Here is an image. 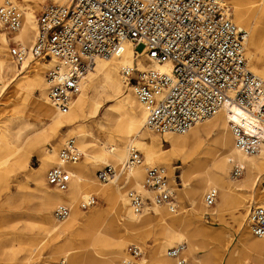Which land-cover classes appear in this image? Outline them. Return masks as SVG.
Returning <instances> with one entry per match:
<instances>
[{
    "label": "built area",
    "instance_id": "built-area-1",
    "mask_svg": "<svg viewBox=\"0 0 264 264\" xmlns=\"http://www.w3.org/2000/svg\"><path fill=\"white\" fill-rule=\"evenodd\" d=\"M21 26L19 7L12 1L0 5V31L12 34ZM248 38L249 32L233 20L227 0H70L68 5L47 4L40 11L31 47L14 41L9 45L18 63L28 56L55 60L45 77L47 96L61 114H67L96 62L110 60L124 44H131L133 66L121 67V76L143 107L146 128L161 134H185L224 108L241 107L250 120L245 124L229 118L234 144L244 153L256 154L264 142V79L249 66ZM140 59L149 64L166 63L169 68L140 67ZM81 157L77 138H66L58 152V163L46 173L48 184L68 189L71 175L66 165L77 163ZM141 162L140 150L131 145L122 167L106 164L96 176L106 183ZM231 164V176L240 177L244 166L233 159ZM259 179L264 194V178ZM143 183L152 197L137 188L127 192L135 213L152 202L175 210V190L166 167L147 168ZM218 196L216 187L208 188L206 206L215 204ZM95 203L96 199L89 196L82 206ZM69 213L67 205L54 210L57 220L66 219ZM205 216L212 220L209 213ZM247 222L255 236H264V204L251 202ZM182 249V245L170 248L168 255L180 258ZM127 254L137 257L142 250L130 246ZM180 261L182 264L183 259ZM26 264H66V259H32Z\"/></svg>",
    "mask_w": 264,
    "mask_h": 264
},
{
    "label": "bare ground",
    "instance_id": "bare-ground-1",
    "mask_svg": "<svg viewBox=\"0 0 264 264\" xmlns=\"http://www.w3.org/2000/svg\"><path fill=\"white\" fill-rule=\"evenodd\" d=\"M5 1H12L19 7L22 26L18 31L12 34L0 31V78H5L13 69V66L7 58V47L11 41H14L12 38L16 39L18 37L16 42L26 47H31L37 34V17L35 10L38 6V0H0V4H3ZM56 1L63 5H68L70 3V0ZM227 1L231 4V7H233V19L237 20L242 25H249V20L251 19L249 12H257L261 18H264V0ZM256 32V28L251 29L249 32L251 36L247 41V57L249 55V57L253 59H257L255 52L261 50V44L258 43V39L255 36ZM8 35H10V41ZM133 49L131 44H124L121 50L109 61L99 59L94 68L90 71L91 73L89 72L82 81L81 92L76 98L72 110L67 114H61L51 104L47 96V83L43 76L42 69L44 67H52L55 60H46L43 63L35 62L31 67L34 73L30 77L32 79V81L30 80V85L37 86V88L43 85L44 90L42 92V98L34 101L33 109H31L29 115L34 116L36 119L47 120L51 132H55L58 127L68 122L86 117L85 108L89 101H93L91 114L95 116L97 112L99 113L98 110L101 106V98L103 95L107 93H119L120 82L116 77V72L118 67L133 66ZM8 54L14 59L10 53ZM28 62V57L22 63L17 62L20 66L19 69H26L28 65H30V62ZM139 63L140 67L150 65L161 70H167L169 68V65L166 63L159 65L156 62H151L149 64L148 62H144L143 59H140ZM251 68L264 79V68L261 69L256 64H252ZM14 80L15 76L8 77V79L4 81V84L0 86V89L3 86L11 84ZM90 90L93 92V97L87 95ZM134 102L135 99L130 94L119 101V105L122 107V113L120 114L125 116V120L121 127L122 134L120 144L117 145L109 141H104L101 143V150L98 153H93L88 150L89 135L87 131L81 128L79 132L77 131L78 133L75 132V134L77 133V137L80 138L82 150L88 163L92 165H97L99 162L109 164L110 160H113L118 164L116 166H123L129 155V147L131 145L136 146L141 142L144 136L143 129L146 128L144 125L145 113L143 107L141 103L138 102L143 111V120H141V112L137 111L135 108L136 106L134 107ZM111 106L112 105H110V107ZM229 118L245 124H248L247 122L250 120L246 110L241 107L233 106L232 108H224L213 117L196 124L185 134H168L172 144L171 156L174 155L185 162L192 163L191 167L184 172L189 173L192 171L196 173L197 171L198 174L200 172L202 189L191 187L188 192L192 205L189 217L181 215L180 213H171V209L167 205H159L155 202L150 204L153 210L150 211L149 208L146 207L141 213H135L131 209L128 199L122 191L123 183L121 184L118 181L120 177L100 184L97 177L87 178L81 173V170H88V168H90V166L88 167L86 165L83 166V168L81 165L77 164L66 165L71 175L68 189L61 190L52 186L48 184L47 179H45V166L51 165L55 161L57 162L58 158L53 146L45 150L43 153V163L35 168L28 176L36 183V190L39 192L37 210L40 218V225L37 227L44 233V237L38 242L39 245L32 249H30V247L28 248L26 254V259L28 260L26 262L36 259L37 255L40 254V252H38L40 246L46 240L49 242L52 258L63 255L66 260H69V264H105V262H114L117 264L119 257L122 254L123 256L126 254L123 248L128 241H126L123 235L118 234L110 236L107 232H104L103 228L106 226L105 216L108 210L102 211L100 208H95L87 215L81 209L80 203L83 202V200H88V197L91 196L90 193L93 192L108 201L110 203L109 207L114 206L115 203L120 205L118 215L119 222L126 234H140L144 230L151 229L154 224L158 225L157 233L161 241L152 251V263L181 264L180 258L174 257L176 260L174 263L172 259L166 256L165 243H171L176 240L178 243L177 246L182 245L183 249L186 247V249L181 251V255H188L196 248L199 230L197 223L202 216L201 213L203 210L201 197L205 195L208 188L216 187L219 191L218 199L212 206H207V208H209L208 210H211L213 215H221L227 208L234 206L233 216L235 219H239L241 215L245 216L246 207L249 205L248 196L252 195L257 187L258 175L264 173V142L261 144L260 150L256 154H247L238 150L234 144V139L232 140L233 134L231 130V134L228 132V128L230 129ZM203 123L207 126L204 128L206 133L215 134L214 143L216 147L220 146L222 148L223 153L220 154L214 151L212 148L213 146H210V142L203 139L198 128V125ZM26 127L28 128L27 133L24 131ZM38 130L39 129H36L28 119H23L21 126L14 132L0 130V154L2 150H8L6 154L4 153V157L7 155V157L4 158V162H7L11 153H17V149L22 148L23 144L25 145L30 142L25 153L20 156L22 162L21 166L26 167L28 165V157L26 154H28L30 150L36 149L41 142L47 140V134L49 135V132L46 130ZM110 134L111 132L108 133V135ZM190 135L192 136L190 137ZM78 146L80 147L79 141ZM146 152L148 158L147 163H163L168 169H174L171 160L162 156L159 150L155 149V145H147ZM225 153L231 154V156ZM201 154L204 155L203 160ZM209 157L211 163L208 162ZM231 159L236 160L245 168L244 176L236 181H233L232 176L227 178L228 162L230 163ZM141 164L142 162L129 170H125L123 175H126V180L133 178L136 185L135 188L142 190L144 194H148L152 197V192L144 187L143 182L146 167H143ZM237 186L241 187L239 189H245L249 192L244 202L242 200L239 201L235 196ZM259 198L261 201L259 203L264 204V194H259ZM56 205H67L70 208L69 216L66 219L57 220L55 218L53 209ZM189 226L192 227V230H190ZM241 229V240L239 247L235 250L239 253L243 252L246 254V257L243 259V264H264V236L258 237L254 234L253 236L248 226ZM79 233L85 234L88 237V243L85 247L88 249L86 253L88 254V258L85 257V259L73 254L75 248L72 244L74 240H76L73 235ZM184 240H187L188 245H183ZM15 254L10 253L9 255L10 260L15 261L11 264H18L19 260H17ZM93 254L107 255V258L101 260L93 257ZM125 257L122 258V260H126ZM144 262L145 260L142 261V263Z\"/></svg>",
    "mask_w": 264,
    "mask_h": 264
},
{
    "label": "rangeland",
    "instance_id": "rangeland-1",
    "mask_svg": "<svg viewBox=\"0 0 264 264\" xmlns=\"http://www.w3.org/2000/svg\"><path fill=\"white\" fill-rule=\"evenodd\" d=\"M55 1L56 0H38V6L35 10L36 17H38L40 11H42V9L47 4L59 3ZM231 13L232 15L234 13L233 7H231ZM249 16L251 17V19L249 20V25H242L237 20H233L240 27L245 28L248 32H250L251 29L256 28V31L258 33L256 32L255 36L258 39V43L261 44V50L255 52L257 59L250 58L248 55V61L250 63V67L252 64H256L259 68L262 69L264 68V18H261L257 12H249ZM8 36L10 41V35ZM250 36L251 35H249V37ZM12 39L15 43H18L16 42V39ZM137 49L141 50L142 46H138ZM8 53H10V45L7 47V58L13 66V69L7 74L5 78H0V86L4 84V81L7 80L8 77L15 76V80L11 84L3 86L0 89V130L14 132L18 129L19 126H21L23 119H28V121L33 124L36 129L42 131L46 130L49 132V135L47 134V140L41 142L36 149L30 150L28 154H26L28 157V165L26 167L21 166L22 162L20 156L25 153L26 148L30 142L26 143L25 145L23 144L22 148L17 149V153H11L7 162H4V158L7 157V155L6 157H4V155L8 150H2L0 154V264H11L15 262L14 260H10V253H16L15 256L17 257V260H19L18 264H26V261L28 260L26 259L28 248L30 247V249H32L35 246L39 245L38 242H40V240H42L44 237V233H42L41 230L37 227L40 225V218L37 210V203L39 202V192L36 190V183L28 176L34 171L35 168L39 167L43 163V153L45 152V150H48L53 146L58 158V152L66 138H68L69 136H75L77 138V142L79 141V148L82 152V157L77 163L74 164L81 165L82 168L85 165L88 167L90 166L88 170H81V173H83V175L87 178H96V172L102 169L107 163L99 162L97 165L88 163L82 150L80 138L77 137V133L81 130V128L87 131L89 135L88 150L93 153H98L101 150V143L104 141H109L117 145L121 143V127L123 121L125 120V116L120 114L122 113V107L119 105L120 100H122L126 95L130 94L135 99L134 107L136 106L135 108L137 109V111L141 112V120H143V111L138 103L139 101L132 91V88L124 85L122 81L121 70L120 67H118L116 77L120 82V91L119 93H107L102 96L101 106L98 110L99 113L97 112L95 116H92L91 112L93 109V101H89L85 108L86 117L73 122H68L58 127L55 132H51L49 128L50 125L47 120L36 119L34 116L29 115L31 109H33L34 101L42 98V92L44 90L43 85L41 87L39 86L38 88L37 86L35 87L30 85V80L32 81L30 77L34 73L31 67L35 62L43 63L46 60L28 56V60L30 62L28 63L30 65H28L26 69L20 70L19 64H17V62L12 59ZM48 69V67H44L42 69L44 78L46 77ZM87 95L91 97L94 96L92 90L88 91ZM110 105L112 106L110 107ZM206 127L207 126L205 123L198 125L203 139L210 142V146H213L212 148L214 151L220 154L223 153L222 148L220 146L216 147V144L214 143L215 134L206 133L204 129ZM24 131L25 133H27L28 128L26 127ZM75 132L77 133L75 134ZM109 132H111L110 135H108ZM228 132L230 133L229 128ZM143 133L144 136L142 137L141 142L136 145V147L142 154L141 165L143 167H146L144 178L146 175V170L149 167L164 166L167 168V166H165L163 163H147V145H155V149L159 150V153H161L162 156L166 157L168 160H171L174 168L173 170L167 168L170 184L174 187L175 190L174 202L176 204V208L174 211L171 210V213H180L181 215H186L189 217L192 205L188 192L191 187L202 189L200 172L199 174L197 171L196 173L192 171H190L189 173L184 172L186 169H189L191 167L192 163L185 162L178 157H175L174 155L171 156L172 144L168 134L157 133L148 128H144ZM191 136L192 135H190V137ZM228 155L231 156V154ZM201 157L203 160L204 155L201 154ZM208 162L211 163L210 157L208 158ZM57 163L58 160L51 165L45 166V179L48 169ZM109 164H112L116 168H119L118 166H116L118 164L113 160H110ZM228 166L227 178L231 176V162H228ZM244 173L245 168L240 177H232L233 181L241 179V177L244 176ZM123 174L120 176L118 181L121 184L123 183L122 191L127 197L128 190L130 188H135L136 185L133 178H129L128 180H126V175ZM261 178H264V173L258 175L257 187L253 191V194L251 193L252 195H249V192L245 189H239L241 188L240 186L236 187L235 196L239 201L242 200L244 202L245 198L249 195V205L246 207L245 216L241 215L239 219H235V217L233 216V211L235 209L234 206L227 208L221 215H213L211 210H208L209 208H207L204 201V196L202 195L201 198L203 210L201 213L202 216L199 218V221L197 223L199 227L197 235V246L192 251V253L188 255L182 254V256L180 254V259H183L182 264H243V259L246 257V254L243 252L239 253L235 249L239 247V243L241 240L240 238L242 235L241 228L247 226L249 228L247 215L251 202H261L259 198V194H261L260 181L258 182V179L261 180ZM98 182L100 184L105 183L100 180H98ZM90 194L96 199V203L87 207H83L81 202L80 207L85 212V214L89 215L95 208H100V210L102 211L108 210L105 216L106 226L103 228L104 232H107V234L110 236L118 234L123 235L126 241H128L123 248V251L126 254L124 256L122 254L119 257V259L117 260V264H127L125 260H122V258H124L125 256V259L131 261L128 264H154L151 262L152 251L161 241L159 239L160 237H158L159 234L157 233L158 225L154 224L151 229L144 230L140 234H126L119 222L118 215L120 211V205H118V203H115L114 206L109 207L110 203L106 201L102 196L93 192H91ZM56 207L57 205L53 209V214ZM147 207L150 211L153 210L151 208L152 205L151 207L150 205H148ZM206 213H209L211 215L212 220L209 219L207 221V218L205 216ZM189 227L190 230H192V227ZM249 230L251 231L250 228ZM80 233L73 235V237H75L76 239L72 244V246L75 248L73 254L85 259V257L88 258V254H86L88 252V249L85 248L88 243V237L85 234ZM251 234L253 235L252 232ZM177 244L178 243L176 242V240L171 243H165V254L167 257L172 259L174 263L176 260L174 257L171 258V256L168 255V250L177 246ZM183 245H188L187 240L183 241ZM130 246L140 247V249L142 250V254L137 257H130L127 254V250ZM184 249H186V247ZM38 252H40V254L37 255L36 260L43 259L56 262L60 258H65L63 257V255H58V257L56 258H52L49 248V242L46 240L40 246ZM93 257L105 260L107 258V255L93 254ZM143 260H145L144 263H142ZM66 264H69V260H66ZM105 264L115 263L105 262Z\"/></svg>",
    "mask_w": 264,
    "mask_h": 264
},
{
    "label": "crops",
    "instance_id": "crops-1",
    "mask_svg": "<svg viewBox=\"0 0 264 264\" xmlns=\"http://www.w3.org/2000/svg\"><path fill=\"white\" fill-rule=\"evenodd\" d=\"M11 42H12V41H11ZM11 42H10V43H11ZM96 173H97V172H96Z\"/></svg>",
    "mask_w": 264,
    "mask_h": 264
}]
</instances>
